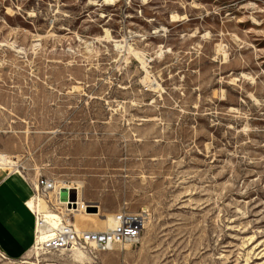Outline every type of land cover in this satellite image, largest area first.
<instances>
[{
	"label": "rangeland",
	"instance_id": "rangeland-1",
	"mask_svg": "<svg viewBox=\"0 0 264 264\" xmlns=\"http://www.w3.org/2000/svg\"><path fill=\"white\" fill-rule=\"evenodd\" d=\"M0 153L81 183L80 229L146 216L0 264H264V0H0Z\"/></svg>",
	"mask_w": 264,
	"mask_h": 264
},
{
	"label": "built area",
	"instance_id": "built-area-1",
	"mask_svg": "<svg viewBox=\"0 0 264 264\" xmlns=\"http://www.w3.org/2000/svg\"><path fill=\"white\" fill-rule=\"evenodd\" d=\"M6 166L0 159V168L8 169ZM32 184L35 191L33 197L44 199L48 207L59 212L61 216L58 225L52 227L45 223L43 218L39 219L38 214L31 208L36 216L35 245L41 234V250L44 254L81 250L89 255H96L97 252L114 250L117 246H133L140 243L146 223L144 212L122 209L112 215L111 226L104 230L80 229L74 224V209H78V202L77 207H74V202L61 199L62 190L74 187H60L58 190L56 180L46 175H39ZM76 191L78 193V189Z\"/></svg>",
	"mask_w": 264,
	"mask_h": 264
},
{
	"label": "crops",
	"instance_id": "crops-1",
	"mask_svg": "<svg viewBox=\"0 0 264 264\" xmlns=\"http://www.w3.org/2000/svg\"><path fill=\"white\" fill-rule=\"evenodd\" d=\"M8 169L0 168V257L16 261L34 251L36 216L28 201L35 179Z\"/></svg>",
	"mask_w": 264,
	"mask_h": 264
},
{
	"label": "bare ground",
	"instance_id": "bare-ground-1",
	"mask_svg": "<svg viewBox=\"0 0 264 264\" xmlns=\"http://www.w3.org/2000/svg\"><path fill=\"white\" fill-rule=\"evenodd\" d=\"M0 159L6 165H10V167L18 165L17 161H15L12 156L6 155V153L5 154L0 153ZM56 183H57V189L58 190L60 187H74L75 189H78V209H74L75 215L77 213L82 212L83 210H87L89 203L85 198L84 189H83L84 186L81 183H78V185H76V186H71L70 184L65 183L64 181L58 183V181L56 180ZM43 201H45V200L42 199L41 197L36 196V197H32L31 199H29L28 204L38 214L39 219L43 218L45 223H47L49 226L56 227L59 223V220L61 219V216H60L59 212L49 210L47 208L48 207L47 203L45 205L43 203ZM85 213H86V215H88L90 217L100 218V213L91 214V213H88L86 211H85ZM112 218H113V216L108 214L103 219H101L100 221L105 222L108 225L107 227H110L112 224ZM74 224H75V220H74ZM40 229H41V227H39V230ZM42 239H43L42 235L39 234L38 242L34 246V251H36V253H38V252L44 253L41 250ZM76 252H78V254L76 255L77 257L85 255V252H83L81 250H76ZM33 264H37V263H33Z\"/></svg>",
	"mask_w": 264,
	"mask_h": 264
},
{
	"label": "water",
	"instance_id": "water-1",
	"mask_svg": "<svg viewBox=\"0 0 264 264\" xmlns=\"http://www.w3.org/2000/svg\"><path fill=\"white\" fill-rule=\"evenodd\" d=\"M69 192V200L71 202H74L73 206L74 207H77V202H78V193L76 191V189H70V190H67ZM89 208V209H88ZM88 210H92V211H97V207L96 206H92V205H88L87 207Z\"/></svg>",
	"mask_w": 264,
	"mask_h": 264
}]
</instances>
